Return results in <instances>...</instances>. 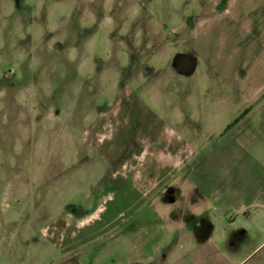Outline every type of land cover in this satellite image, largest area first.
<instances>
[{
    "label": "rangeland",
    "instance_id": "374dc122",
    "mask_svg": "<svg viewBox=\"0 0 264 264\" xmlns=\"http://www.w3.org/2000/svg\"><path fill=\"white\" fill-rule=\"evenodd\" d=\"M263 262L264 0H0V264Z\"/></svg>",
    "mask_w": 264,
    "mask_h": 264
},
{
    "label": "flooded vegetation",
    "instance_id": "af4514ba",
    "mask_svg": "<svg viewBox=\"0 0 264 264\" xmlns=\"http://www.w3.org/2000/svg\"><path fill=\"white\" fill-rule=\"evenodd\" d=\"M173 57H177V60L175 61L174 59L172 60V68H174L177 73H182V74H189L192 72L195 68V63H196V58H195V53L193 51L190 52H177L174 54ZM190 75V74H189ZM248 114L246 111H242L238 117H236L234 120H232V124L235 125L237 122L245 115ZM163 187L161 188V191L163 192V196H166V200H173L170 198V194H172L171 188L167 187V184L162 185ZM171 203V202H167ZM264 264V262L262 263Z\"/></svg>",
    "mask_w": 264,
    "mask_h": 264
},
{
    "label": "crops",
    "instance_id": "0c3cea01",
    "mask_svg": "<svg viewBox=\"0 0 264 264\" xmlns=\"http://www.w3.org/2000/svg\"><path fill=\"white\" fill-rule=\"evenodd\" d=\"M196 67H197V60H196V63H195V68H194V70H193L192 72L189 73L190 75L193 74V72L196 70ZM181 74H182V73H181ZM189 74H188V75H187V74H182V75L190 76ZM233 120H234V119H233ZM231 127H232V123L230 122V124L227 123V124H226V128H225V127H224V128H225V129H229L230 132H231V131H232V129H230ZM161 152L163 153L164 151H161ZM161 152H160V153H161ZM164 153H165V152H164ZM167 153H168V152H167ZM163 156H164V155H163ZM165 157H167V156H165ZM165 157H164V158H165ZM156 158H160V156H158V157H156ZM189 158H190V156H188V157H186V158L184 159V160H186L185 163L187 162V160H188ZM170 159H171V158H170ZM153 160H154V159H153ZM154 162H155V161H152V163H151V164H154L153 166H152L151 164H149V165L147 166V167H148V171H147V169H146V171H147L148 173L151 172V168H154V166H155V163H154ZM148 163H149V162H148ZM166 167L168 168V166H166V165H165L164 167H159V168H158L157 172L160 174V176H161V175L164 176V174H166V170H165ZM177 169H178V168H177ZM152 171L155 173L156 169H155V170L152 169ZM153 172H151V173H153ZM149 174H150V173H149ZM149 174H148V175H149ZM163 176H162V178H163ZM149 178H150V177L148 176V180H147L148 183H147V185H148L149 182H150V179H149ZM162 178H161V179H162ZM162 181H163V180H162ZM163 182H164V181H163ZM164 183H165V182H164ZM164 183H162V185H164Z\"/></svg>",
    "mask_w": 264,
    "mask_h": 264
}]
</instances>
